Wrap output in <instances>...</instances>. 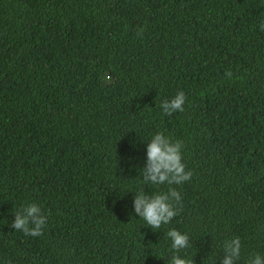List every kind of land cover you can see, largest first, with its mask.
<instances>
[{"label":"trees","instance_id":"16d2710c","mask_svg":"<svg viewBox=\"0 0 264 264\" xmlns=\"http://www.w3.org/2000/svg\"><path fill=\"white\" fill-rule=\"evenodd\" d=\"M264 0H0V264H220L264 257ZM231 72V76L226 74ZM183 91V112L161 104ZM192 173L145 183L147 143ZM180 193L151 229L136 192ZM37 204L43 235L11 227Z\"/></svg>","mask_w":264,"mask_h":264},{"label":"clouds","instance_id":"9594fccd","mask_svg":"<svg viewBox=\"0 0 264 264\" xmlns=\"http://www.w3.org/2000/svg\"><path fill=\"white\" fill-rule=\"evenodd\" d=\"M264 30V24L261 25ZM231 76V72L226 74ZM187 97L183 91L178 92L170 100L161 104L165 115L171 116L176 112H183ZM182 141H173L163 132L155 134L146 148L145 166L140 170V176L145 183L152 185H181L192 177L186 171L183 163ZM181 203L180 193L175 188L167 192L147 195L143 190L136 192L133 199V208L136 216L140 217L149 228L159 229L162 225L169 224L178 215V206ZM15 219L11 227L21 231L25 236L38 237L43 235L47 218L40 207L33 203L14 212ZM167 237L171 241V253L167 264H191L179 253L189 247V236L176 229H170ZM241 255V242L239 238L223 242V257L220 264H236ZM246 264H264V257L259 254L249 257Z\"/></svg>","mask_w":264,"mask_h":264}]
</instances>
